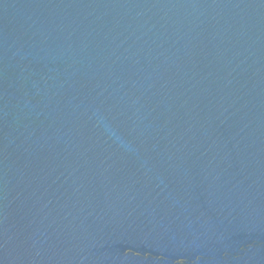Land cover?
<instances>
[{"label":"water","instance_id":"95a60500","mask_svg":"<svg viewBox=\"0 0 264 264\" xmlns=\"http://www.w3.org/2000/svg\"><path fill=\"white\" fill-rule=\"evenodd\" d=\"M0 264H264V0H0Z\"/></svg>","mask_w":264,"mask_h":264}]
</instances>
